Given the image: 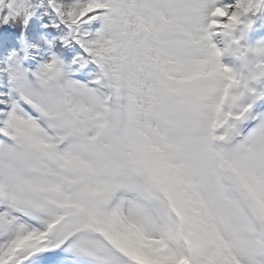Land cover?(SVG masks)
Here are the masks:
<instances>
[{
    "label": "snow or ice",
    "instance_id": "6c2138e0",
    "mask_svg": "<svg viewBox=\"0 0 264 264\" xmlns=\"http://www.w3.org/2000/svg\"><path fill=\"white\" fill-rule=\"evenodd\" d=\"M259 0H0V264H264V112L211 30Z\"/></svg>",
    "mask_w": 264,
    "mask_h": 264
},
{
    "label": "clouds",
    "instance_id": "9594fccd",
    "mask_svg": "<svg viewBox=\"0 0 264 264\" xmlns=\"http://www.w3.org/2000/svg\"><path fill=\"white\" fill-rule=\"evenodd\" d=\"M225 35H229V31H223ZM236 39H229L224 41V46L222 48H217L219 50V56L225 52H231L233 55L237 56L238 60H241L243 63L239 69H230L234 76L244 77L243 69H247L246 79H256L258 75L264 74V62H261L258 58L264 56V45H257L251 49H245L244 52H239L238 49L233 48V45L236 43ZM252 53V57L248 58L245 53ZM228 68V67H227ZM237 81V79H236ZM234 86V85H233ZM231 96L238 98L237 94L230 93Z\"/></svg>",
    "mask_w": 264,
    "mask_h": 264
},
{
    "label": "rangeland",
    "instance_id": "374dc122",
    "mask_svg": "<svg viewBox=\"0 0 264 264\" xmlns=\"http://www.w3.org/2000/svg\"><path fill=\"white\" fill-rule=\"evenodd\" d=\"M234 36H235V38H238V35H237V33H235L234 34ZM244 36V33L243 34H241V37H243ZM241 37L240 38H238V39H236V42H237V45L238 46H240L239 47V52H244L245 51V49H250L251 48V46L248 44V42H247V44L245 43L244 45H239V41H243L242 39H241ZM245 41V40H244ZM210 42V41H209ZM259 42H261L262 44H264V39H260L259 40ZM258 42V43H259ZM258 43H256V44H258ZM237 49V48H236ZM228 56H229V61L230 62H232V64L233 65H235L236 66V69H239V68H241V63H243V62H241L240 60H239V62H237L236 61V59H237V56L236 55H233L231 52L228 54ZM260 61H264V59L263 58H261V59H259ZM218 61L220 62V59L218 58ZM221 63V62H220ZM240 64V65H239ZM223 65V64H222ZM240 78L241 77H237L236 79H237V81H239L240 80ZM233 94H237L238 95V101H237V103L238 104H247V99H246V97H245V95L244 96H242V98L240 97V92L238 91V89H236L235 91H233L232 92Z\"/></svg>",
    "mask_w": 264,
    "mask_h": 264
}]
</instances>
